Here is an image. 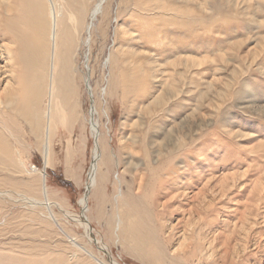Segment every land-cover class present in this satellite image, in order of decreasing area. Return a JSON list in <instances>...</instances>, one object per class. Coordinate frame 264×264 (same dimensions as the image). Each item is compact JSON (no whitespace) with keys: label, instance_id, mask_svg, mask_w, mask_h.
Listing matches in <instances>:
<instances>
[{"label":"rangeland","instance_id":"1","mask_svg":"<svg viewBox=\"0 0 264 264\" xmlns=\"http://www.w3.org/2000/svg\"><path fill=\"white\" fill-rule=\"evenodd\" d=\"M29 1L48 9L0 0V264H98L76 243L104 264H264V0H107L74 94L52 95L47 160L51 59L34 58Z\"/></svg>","mask_w":264,"mask_h":264},{"label":"bare ground","instance_id":"2","mask_svg":"<svg viewBox=\"0 0 264 264\" xmlns=\"http://www.w3.org/2000/svg\"><path fill=\"white\" fill-rule=\"evenodd\" d=\"M47 1L49 3L48 9L45 6H43L41 1L36 2V3H39L37 6H35L36 3L34 2L32 3L31 1H29V3L25 4L26 13L19 14V17L24 22V24L28 25L29 28L32 30L31 32L33 35L32 36L33 43L35 46L34 58L36 62L38 64L45 65L47 56H48V51H49V55L51 59L50 82L48 84V92H49L48 94L50 96V101L47 102L46 111L44 113L47 119V130H46L47 140H46V145L44 147L46 160L48 159V156H49V133L51 130V122H52V119H54L53 117L55 115V111L52 105V100H53L52 95L54 94V91H58V90H60L61 92H65L62 94L63 95L66 94L67 97L68 95L74 94L73 92H75V83L73 82L74 80L73 64H74V58H75L77 49L82 41L84 33L87 34V36L84 38V43L90 45L91 38H92V35H91L92 29H95V27L100 26L98 24H100L101 19L105 22L108 17V13H109L108 6H106L107 0H47ZM32 12L34 14L33 18L29 16L30 13ZM15 30H17V28H15ZM24 37L22 36V38ZM85 84L86 86L89 87V91H90L91 86L88 81V77L85 78ZM33 87H35L36 89H32ZM33 87L31 89L36 90V93H34L36 96V99L35 101L33 100L35 103H29V108L27 106L26 108L33 110L30 113H28V115L30 117L31 122L34 124L36 122H39V119H40L39 115L41 111V106L43 104L42 102L44 100L43 98H45L44 96L46 95L45 93L46 86L44 85L42 80H39V82L37 83V86L35 83V85L33 84ZM32 90L29 89L31 93H32ZM30 96L31 97H29V99L33 98V95H30ZM60 96L62 95L60 94ZM63 98L66 99L65 95ZM60 100L62 102V99ZM70 107H67V108H70ZM74 107H75V104H74ZM68 110H71V108ZM72 111L74 112V109L71 110L70 112ZM99 113H100L99 110H97L95 106L94 112H91L89 115V118L92 124V132H93V135L96 137V141H95L96 159L100 157L99 147L101 146V144H102V152H103L100 161L97 160L96 162H93L92 164V176H91L92 185H93V188L97 191L98 189H100L101 184H103V180L105 178L104 176L108 175L111 172V163H112L111 155H109L108 153L107 146H105V144L103 145V142H106V141L104 139L103 140L97 139L98 136L102 134L100 126L98 122L95 120L96 115H99ZM68 114L70 113L68 112ZM131 136L133 137L134 135H131ZM142 138L145 139L146 137L144 136ZM145 143H146V140H145ZM158 147L156 149V152H158L159 150ZM123 149L130 150V147L128 146V144H126L123 146ZM127 153L128 155H130L129 151H127ZM108 160H111V161L107 162ZM98 173H100V175H98ZM123 174H125V169L123 171ZM42 175H43L42 183L45 182V184L43 185V188H44L43 190L47 192L48 191V178H46L43 171H42ZM99 181L101 184L99 183ZM122 181L123 183H125V177H123ZM123 196H126L127 198H129L133 203H135L136 201V197L134 196V193L132 190H130V193L127 195V190L124 188L123 194L121 198L119 199V203H120V200H123L122 198ZM29 200L34 201L35 198L29 197ZM46 200L50 201L48 199ZM80 202L82 205L85 206L86 198H82ZM80 226L86 229L90 227V224L88 222H84L80 224ZM76 245L78 246V249L80 251L86 252L90 257L96 260L98 264H104L97 258V255H95L88 248L83 247L82 245H79L77 243Z\"/></svg>","mask_w":264,"mask_h":264}]
</instances>
